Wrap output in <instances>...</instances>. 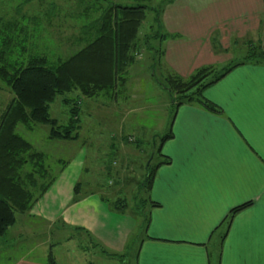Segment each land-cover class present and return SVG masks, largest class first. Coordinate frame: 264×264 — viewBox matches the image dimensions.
I'll list each match as a JSON object with an SVG mask.
<instances>
[{
  "label": "crops",
  "instance_id": "1",
  "mask_svg": "<svg viewBox=\"0 0 264 264\" xmlns=\"http://www.w3.org/2000/svg\"><path fill=\"white\" fill-rule=\"evenodd\" d=\"M260 2L235 0L233 14L241 12L240 3L257 11ZM224 4L201 15L200 22L205 23L203 34L206 31L209 34L216 23L233 15ZM182 9L192 26L180 33L166 32L176 33L180 39L188 37L190 43L186 50L181 44L165 45L162 55L176 74L187 76L202 65H216L219 61L210 59H216L215 48L221 44L218 37L213 38L212 48L202 36L201 40L193 41L199 22L192 21L188 7ZM168 13L167 8L162 12L163 23L171 22ZM201 96L219 112L209 111L196 102L177 106L171 123L172 136L160 148L168 162L158 165L150 185L141 188L148 222L130 264H264V61L232 66L206 86ZM82 162L70 159L24 212L25 227L18 229L24 246H18L20 240L2 244L0 264H48V255L55 264H72L66 246L65 257L57 252L59 245L70 242V234L64 236L63 228L42 227L59 220L67 227L63 230L87 236L95 252L115 254L101 252L106 258L122 260L126 256L121 253L123 236L109 225L108 229L98 225L104 218L103 198L97 188L70 202ZM150 201L156 205H150ZM239 205L243 206L226 223L230 209ZM33 221L39 224L34 226ZM9 228L4 235L14 236V229ZM59 238L62 244H58ZM75 248L84 252L87 246L78 244ZM83 261L81 264H94L87 259Z\"/></svg>",
  "mask_w": 264,
  "mask_h": 264
},
{
  "label": "rangeland",
  "instance_id": "2",
  "mask_svg": "<svg viewBox=\"0 0 264 264\" xmlns=\"http://www.w3.org/2000/svg\"><path fill=\"white\" fill-rule=\"evenodd\" d=\"M108 2L143 3L146 6L145 15L140 21L137 32V42L140 45H135L129 51L131 60L119 72L121 75L118 76L113 88L101 90L90 97L79 95L78 89L64 95L65 98L76 99L79 102L78 138L49 139L47 124L27 126L19 122L14 128L15 133L28 141L34 151L43 154L39 159L42 160L40 163L43 174L39 169L33 172L29 164L21 169V177H24L22 182L26 189H31L35 195L38 190L34 185L28 187V180H31L30 172L32 179L40 183L48 177L55 178L70 159L73 161L82 159L84 162L81 164V173H79L81 175L77 178L83 183L87 181L82 191L93 190V187L96 188L98 185L97 190L103 197L104 219L101 223L98 222V225L102 229H108L109 225L118 231V235L123 236L124 249L121 253L126 256L122 260L116 257L110 260L100 251L95 252L87 236L79 232L63 230L67 227L59 223L60 220L49 224V227L43 225V228L52 227L56 230L63 228L64 236L70 234L68 244L63 243V237L57 239L58 244L63 243L57 247V252L58 255L60 252L64 253L65 257L66 252L63 250L66 246L70 251L67 255L72 264H81L85 259L94 261V264H130L132 252L138 238L142 236L143 217L147 210L145 206H140L145 195L143 190L138 189L137 184L143 182L145 164L149 163L148 166H152L156 162V156L150 159L151 150L156 148L160 136L165 133L173 114L170 104L175 103L177 99L175 92L170 93L154 79L156 77L163 81L168 75L176 73L165 62L163 55L160 56V52L170 43L181 44L183 50H186L187 43H190L188 37L180 39L176 33H171L175 37L166 38L165 41L160 40V36H154V32H159V29H156L152 20L153 11L149 8L161 7L162 12L167 8L171 22L163 23L161 12L162 30L180 33L192 26L189 24L191 21L187 19L185 10L182 9L188 7L192 21L199 22L196 23L193 41L201 40L202 36L212 48L213 38L218 37L217 40L221 45L215 48L216 59L210 60L219 62L216 65L201 66L213 67L202 81L238 63L250 51L258 52L264 49L262 0L257 6L259 8L257 11L250 10V7L247 9L240 3L242 10L236 14H233L236 11L233 7L235 0H171L170 2L166 0H0V46L4 50L0 65L3 64V59L13 62L14 65L24 64L31 55L42 56L50 63L66 58L93 37L94 30L99 24L96 21L100 20L101 11L107 7ZM223 3L225 8H231L233 15L221 20L222 23H216L209 34L208 31L203 34L205 23L200 22L201 19L203 20L201 15L205 11L211 13ZM173 11L177 14H172ZM11 97L7 85L0 79V115ZM61 98V94L56 95L49 104V114L56 118L58 123H64L67 118V107L62 104ZM62 163L64 164L61 167ZM122 198L126 205L120 208ZM114 206H119L117 207L119 209L114 210ZM15 214L16 222L9 228L14 229L15 235L11 237L10 234L4 235L2 239L0 238V246L16 240H20L18 246L23 245V237L18 236V229L25 227L24 213ZM32 224L37 226L39 223L33 221ZM55 238L52 237V240ZM78 244L86 245L87 249L81 252L79 248H75ZM82 253L85 254L82 256ZM0 256H2L1 252Z\"/></svg>",
  "mask_w": 264,
  "mask_h": 264
},
{
  "label": "trees",
  "instance_id": "3",
  "mask_svg": "<svg viewBox=\"0 0 264 264\" xmlns=\"http://www.w3.org/2000/svg\"><path fill=\"white\" fill-rule=\"evenodd\" d=\"M170 1L166 0V2ZM145 9L146 6L143 3L119 4L108 2L107 7L101 11L100 20L96 21L99 24L94 30L93 37L71 55L56 63H50L46 58L36 55H31L24 64L14 65L13 62L2 60L0 79L7 85L12 97L0 115V236H3L7 229L14 224L15 213L27 212L54 179V177H48L44 182L38 183L32 179L30 172L31 180H28V187H31L30 185L36 186L38 188L36 195L32 193L31 189L28 187L26 189L23 186L22 167L29 164L33 172L39 169L43 174L42 160H39L43 154L34 151L28 141L15 133L16 124L19 122L25 123L27 126L47 124V137L49 139H77L78 128L80 127L79 102L76 99L65 98L64 95L78 89L79 95L90 97L101 90L113 88L118 76L121 75L119 72L131 60L129 51L139 44L137 32L140 21L145 15ZM149 9L153 11L152 20L155 22L156 29H159V32H154V36H160V40L175 37L164 29L162 30L160 23L161 7ZM1 48L2 46H0V59L4 57V50ZM162 52L163 50L160 52L161 57ZM252 61H264L263 51H250L244 59L236 64ZM236 64L224 68L215 73L212 78L204 81L202 79L213 67L197 68L187 76L172 73L163 81L154 77L158 85L163 86L170 93L175 92L177 99L175 103L170 104L173 114L169 119L165 133L160 136L156 148L151 150L150 159L156 156L159 157V160L152 166H148L149 163L145 164L144 179L143 182H138V189H141L142 186L148 187L156 167L168 162L167 157L160 153V148L164 140L172 136L171 123L177 106L182 103L196 102L209 111L219 112L215 105L201 96V92L206 86L225 75ZM60 94L62 95V104L67 107V118L64 123H58L57 119L49 114V104L56 95ZM170 101L172 100L170 99ZM24 176L26 175L24 174ZM85 184L87 183L78 179L74 182L70 202L77 201L91 193L92 190L82 191ZM96 188L93 187L94 190ZM100 196L103 198L102 195ZM123 201L125 200L122 198L120 208L126 205ZM140 203V206L143 207L145 201ZM149 203L152 206L156 205L153 201ZM241 206L243 205L230 209L225 220L226 223L230 221L232 214ZM117 207L119 206H116L115 209H119ZM143 219L142 229H145L148 222L146 213ZM101 252L115 256V254H109L104 250ZM47 263L55 264L51 255H48Z\"/></svg>",
  "mask_w": 264,
  "mask_h": 264
},
{
  "label": "water",
  "instance_id": "4",
  "mask_svg": "<svg viewBox=\"0 0 264 264\" xmlns=\"http://www.w3.org/2000/svg\"><path fill=\"white\" fill-rule=\"evenodd\" d=\"M263 53H264V49H263Z\"/></svg>",
  "mask_w": 264,
  "mask_h": 264
}]
</instances>
